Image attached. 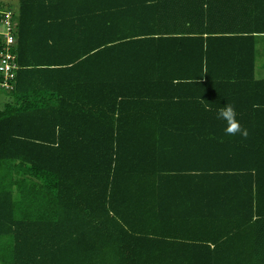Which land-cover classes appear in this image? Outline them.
Returning <instances> with one entry per match:
<instances>
[{
	"label": "trees",
	"instance_id": "16d2710c",
	"mask_svg": "<svg viewBox=\"0 0 264 264\" xmlns=\"http://www.w3.org/2000/svg\"><path fill=\"white\" fill-rule=\"evenodd\" d=\"M15 11L0 263L264 264V0Z\"/></svg>",
	"mask_w": 264,
	"mask_h": 264
},
{
	"label": "built area",
	"instance_id": "2783aa9c",
	"mask_svg": "<svg viewBox=\"0 0 264 264\" xmlns=\"http://www.w3.org/2000/svg\"><path fill=\"white\" fill-rule=\"evenodd\" d=\"M19 14L12 8L0 6V92L12 91L15 86Z\"/></svg>",
	"mask_w": 264,
	"mask_h": 264
},
{
	"label": "clouds",
	"instance_id": "9594fccd",
	"mask_svg": "<svg viewBox=\"0 0 264 264\" xmlns=\"http://www.w3.org/2000/svg\"><path fill=\"white\" fill-rule=\"evenodd\" d=\"M218 119L226 122L225 132L228 135H235L237 133H241L242 135H246V132H243L241 126L236 119V112L234 107L231 104H225L223 108L218 111Z\"/></svg>",
	"mask_w": 264,
	"mask_h": 264
},
{
	"label": "crops",
	"instance_id": "0c3cea01",
	"mask_svg": "<svg viewBox=\"0 0 264 264\" xmlns=\"http://www.w3.org/2000/svg\"><path fill=\"white\" fill-rule=\"evenodd\" d=\"M260 37H261L260 38V44H257V47H256V50L259 54L264 53V35H260ZM262 57L263 56L261 54L258 57V66H257L256 71H255V79L256 80L264 79V58H262ZM240 250L241 249H239V251ZM236 251H238V250H236ZM238 255H240V252Z\"/></svg>",
	"mask_w": 264,
	"mask_h": 264
},
{
	"label": "rangeland",
	"instance_id": "374dc122",
	"mask_svg": "<svg viewBox=\"0 0 264 264\" xmlns=\"http://www.w3.org/2000/svg\"><path fill=\"white\" fill-rule=\"evenodd\" d=\"M0 4L3 7L9 6L10 8L17 10L18 0H0ZM8 100L7 95L4 92H0V108L4 106V103Z\"/></svg>",
	"mask_w": 264,
	"mask_h": 264
}]
</instances>
